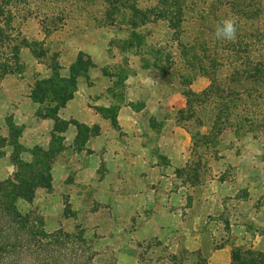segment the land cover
<instances>
[{
  "label": "crops",
  "instance_id": "1",
  "mask_svg": "<svg viewBox=\"0 0 264 264\" xmlns=\"http://www.w3.org/2000/svg\"><path fill=\"white\" fill-rule=\"evenodd\" d=\"M84 36L98 38L95 31ZM50 38L60 52L57 67L33 56L36 67L0 81L1 180L16 171V145L25 162L36 148L55 151L52 186L35 192L41 215L59 229L69 208L86 236L121 239L136 264L149 242L163 264H196L195 255L205 264H232L239 248L263 249V173L248 171L242 159L200 162L193 135L179 121L188 103L177 81L142 73L118 81L99 43ZM81 53L91 62L77 74ZM73 76L66 99L52 87L39 95L40 83ZM210 84L201 76L191 88L201 93Z\"/></svg>",
  "mask_w": 264,
  "mask_h": 264
},
{
  "label": "trees",
  "instance_id": "2",
  "mask_svg": "<svg viewBox=\"0 0 264 264\" xmlns=\"http://www.w3.org/2000/svg\"><path fill=\"white\" fill-rule=\"evenodd\" d=\"M104 2L109 6L105 12L106 18L111 22L117 20L126 22L125 25L131 30V39L143 38L139 29L159 20L168 21L172 28H179L182 24L195 20L197 28L195 43L190 44L186 40L179 43L181 49L195 50V78L188 82L184 73H181L179 84L190 87L194 79L200 75L208 76L211 84L201 93H196L192 89L185 90L188 105L179 115V121L185 128L189 130L186 123L189 118L184 114L193 106L194 97L200 98L201 103L211 105L209 113L215 114V119L213 120V114H210L209 120L213 122L210 133L215 129L220 132L221 129L216 124L229 122L233 115L239 118L242 113H247L245 120L250 123H255L262 115L263 109L258 99L264 97V55L262 53L259 55L260 50H264V27L261 24L264 0H104ZM229 18L236 23V39L232 41L216 39L215 26ZM4 34L5 31L0 27V76L14 71L9 64L14 55L2 47L5 46L4 40L2 41ZM14 47L16 50L19 49L17 45ZM83 56L84 53H81L74 67ZM225 62H229L231 66L226 73L221 72ZM2 67L7 68L3 70ZM52 81V89H56L60 96L63 95L62 99H66L69 91L72 93L76 85L74 76L70 81L60 78ZM71 83L72 89L70 88L67 93L68 85ZM58 85H61V88ZM229 126L235 131L237 128L244 129L245 125L233 123ZM39 153H42L47 161L42 170L12 175L8 179L0 180V264H98L96 259L98 253L84 230L79 229L76 233H50L37 210L30 209L25 212L20 209V200L33 204L39 186H52L50 170L55 151L36 148L34 159L29 162L30 165L28 164L30 169L33 165L36 168L41 162L37 157ZM232 264H264V252L239 248L235 250Z\"/></svg>",
  "mask_w": 264,
  "mask_h": 264
},
{
  "label": "rangeland",
  "instance_id": "3",
  "mask_svg": "<svg viewBox=\"0 0 264 264\" xmlns=\"http://www.w3.org/2000/svg\"><path fill=\"white\" fill-rule=\"evenodd\" d=\"M108 7L104 0H0V27L5 31L2 39L5 46L2 47L14 55L9 64L15 72L23 67H36V62L32 58L34 56L40 62L51 67H57L60 52L52 46L53 40L50 37L59 33L62 38L74 39L76 44L99 43L100 52L105 56L104 63L106 67L115 68L110 71L118 75V81L134 73L152 76L168 74L178 83L181 73H184L188 82L195 78V50L181 49L179 45L183 40L190 42V44L195 43L197 29L195 20H190L179 28H172L168 21L159 20L139 29L143 38L131 39V30L125 25L126 22L122 23L121 20L111 22L106 18L105 12ZM261 19V24L264 27V15ZM92 31L97 33L98 38L84 36L85 33ZM138 42H140L139 45H137ZM14 45H17L19 49L16 50ZM261 53L264 55V50H260L259 55ZM257 57L260 58L261 56ZM90 62V59L84 55L76 65L75 72L81 74L82 70L89 67ZM229 64V62H225L221 72L226 73L231 67ZM2 68L4 70L7 67ZM7 74L0 76V81ZM68 80L70 81V79ZM58 86L61 88V85ZM180 86L183 92L186 89H192L191 86ZM48 87H52V85L47 82L40 83L39 95H42ZM70 88L72 89V83L68 85L67 93ZM199 99L192 98L193 106L184 115L189 118L186 123L197 145H195V150L200 155V162L205 160L208 163L219 160L221 157L228 160L242 159L248 164V171H253L257 176L263 173L261 182L264 200V97L258 99L263 111L255 123L245 120L247 113H242L239 118L233 115L229 122L224 120L223 124H216L221 129L220 132L215 129L212 133L209 132L210 128L213 127V122L209 120L210 114H213L209 113L211 105L206 102L201 103ZM214 115H212L213 120L215 119ZM233 123L245 125L244 129L231 130L229 125ZM16 148L17 168L14 176L29 172L36 173L45 167L47 161L42 153L37 154L38 160L41 162L36 168L33 165V168L30 169L29 162L19 158L21 148L17 145ZM255 166L257 170L254 169ZM228 174L230 177L236 176L234 170H229ZM19 207L25 212L35 209L41 214L39 206L35 204L34 200L32 205L26 200H20ZM73 214L74 212L69 208L65 210L66 219L61 220L59 229H53L45 217H42L50 233H76L81 228L75 225L70 218ZM261 219L264 221V213L261 215ZM51 220L52 223L55 222L54 217ZM258 226H260L259 230L264 232V224L259 223ZM92 235L86 237L98 253L96 256L98 264H136L131 260L132 249L129 250L121 239H102V235L96 233H92ZM151 244L152 242L141 245L140 259L137 264H163L160 262L161 255L149 248ZM240 249L264 252V247L263 249L248 247ZM123 251L129 253L126 254V262L121 261ZM199 256L201 258L200 264H205V256ZM199 256L195 255L196 264Z\"/></svg>",
  "mask_w": 264,
  "mask_h": 264
},
{
  "label": "clouds",
  "instance_id": "4",
  "mask_svg": "<svg viewBox=\"0 0 264 264\" xmlns=\"http://www.w3.org/2000/svg\"><path fill=\"white\" fill-rule=\"evenodd\" d=\"M236 23L232 19H224L215 26V38L232 41L236 39Z\"/></svg>",
  "mask_w": 264,
  "mask_h": 264
}]
</instances>
